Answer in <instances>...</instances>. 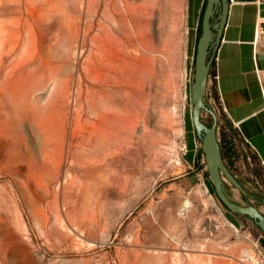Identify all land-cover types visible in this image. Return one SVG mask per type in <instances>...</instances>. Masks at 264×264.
I'll use <instances>...</instances> for the list:
<instances>
[{"label":"rangeland","instance_id":"374dc122","mask_svg":"<svg viewBox=\"0 0 264 264\" xmlns=\"http://www.w3.org/2000/svg\"><path fill=\"white\" fill-rule=\"evenodd\" d=\"M202 4L0 0V264H264L245 258L258 245L255 222L224 212L207 165L192 163ZM136 31L138 86L98 141L95 63L131 64ZM247 159L260 179L246 159L237 174L255 197L230 183L228 194L264 212V170Z\"/></svg>","mask_w":264,"mask_h":264},{"label":"crops","instance_id":"0c3cea01","mask_svg":"<svg viewBox=\"0 0 264 264\" xmlns=\"http://www.w3.org/2000/svg\"><path fill=\"white\" fill-rule=\"evenodd\" d=\"M228 20L222 41L216 50L220 73V96L226 109V118L248 145L241 154L245 161L248 148L257 153L264 170V95L262 76L264 69V0H230ZM192 163L200 142L194 129L189 130ZM205 163V157L202 160ZM191 183L198 181V174L185 175ZM253 222V221H252ZM258 230V243L264 250V232Z\"/></svg>","mask_w":264,"mask_h":264},{"label":"water","instance_id":"95a60500","mask_svg":"<svg viewBox=\"0 0 264 264\" xmlns=\"http://www.w3.org/2000/svg\"><path fill=\"white\" fill-rule=\"evenodd\" d=\"M230 0H208L203 17V32L198 42L195 76L192 85V119L198 135L202 139V149L205 155L210 181L219 199L228 209L238 215L250 217L264 232V212L255 205H243L232 200L228 194L227 184L235 186L244 196L249 192L225 163L220 145L218 131V115L207 105L206 97L209 76L213 63L212 52L219 48L224 29L227 24ZM204 112L213 117L209 126L203 121Z\"/></svg>","mask_w":264,"mask_h":264},{"label":"bare ground","instance_id":"6f19581e","mask_svg":"<svg viewBox=\"0 0 264 264\" xmlns=\"http://www.w3.org/2000/svg\"><path fill=\"white\" fill-rule=\"evenodd\" d=\"M132 47V63L118 55L119 60H100L95 63L91 84V114L93 120V135L102 140L104 122L109 118L113 106L118 110V118L125 111L126 101L138 86L139 61L141 48L138 45L141 37L136 31ZM121 51H124L122 48ZM127 61V62H126ZM23 106L26 107L24 104ZM86 111L85 107L82 110ZM101 142V141H100ZM103 143V142H101ZM105 143V142H104Z\"/></svg>","mask_w":264,"mask_h":264},{"label":"trees","instance_id":"16d2710c","mask_svg":"<svg viewBox=\"0 0 264 264\" xmlns=\"http://www.w3.org/2000/svg\"><path fill=\"white\" fill-rule=\"evenodd\" d=\"M207 2H208V0H203V4H202V7H201V10L199 13L198 23H197V27H196V46H195V54H194V65L195 66H196L198 42H199L200 37H201L202 32H203V17H204L206 8H207ZM207 105L209 106V103H207ZM216 105H217V107L211 106V105L209 107L214 109L218 115V119H219L218 120V129L220 128V130H218V131H219V139H220V145L222 148L223 158L225 160V163L228 165V167L232 171V173H234V175L239 179V181L242 183V185L246 188L245 183L237 174L238 169L236 168V166H237V162L241 158L242 152L244 151L245 147H247L248 145L242 139L241 134L232 125H230L229 121L226 118V113L223 110V107H222L221 102L219 100V97L217 95H216ZM205 113H207L209 116L208 125L211 126L213 124V117L210 113H208V112H205ZM203 121L205 122V119H203ZM191 123L193 125V129L195 130L196 137H197L198 141L200 142L198 152L195 156V167L197 169L201 170V169L206 167V163H202V160L205 157L203 149L201 147L202 139L198 135V132L195 128L194 123L193 122H191ZM222 123L224 124L223 126L221 125ZM249 154L252 155V158L258 164H260V158H259L257 153L253 152L250 148H248L246 158H245L246 159V165H247L248 169L250 170V172L257 179H260V175L257 172H253L252 167H251V163L248 162L247 157ZM206 175L209 178V172L208 171H206ZM207 185L209 187L210 192L217 197L223 211L226 213L235 214V213L231 212L228 209V207L219 199L217 192H216V190H215V188H214V186L210 180H209V183H207ZM246 190L249 192V190L247 188H246ZM253 197H255V196L251 192H249V195L245 196V198H247V199H250ZM258 201L260 204H263L264 198H259ZM235 215H238V214H235ZM238 216H242V215H238ZM243 217L251 219L248 216H243ZM230 221L233 224H235L236 226H238V224L236 222H234L233 220L230 219Z\"/></svg>","mask_w":264,"mask_h":264},{"label":"built area","instance_id":"2783aa9c","mask_svg":"<svg viewBox=\"0 0 264 264\" xmlns=\"http://www.w3.org/2000/svg\"><path fill=\"white\" fill-rule=\"evenodd\" d=\"M262 28L264 29V17L262 18L261 22ZM218 55L217 53L213 56V63L210 71L209 76V85H208V92L206 97V102L209 103V106H215L216 105V95L219 97V100L221 102V105L223 107V110L226 112V109L224 108L222 104V99L220 96V89H219V82H220V73L218 68ZM264 72V69L258 70V73L261 75V73ZM262 89H263V95H264V76H262ZM224 125L223 123L221 124ZM220 130V128L218 129ZM246 260L248 262H257V260H264V250L261 248L260 244L256 246V252L254 254L247 253L245 256Z\"/></svg>","mask_w":264,"mask_h":264},{"label":"flooded vegetation","instance_id":"af4514ba","mask_svg":"<svg viewBox=\"0 0 264 264\" xmlns=\"http://www.w3.org/2000/svg\"><path fill=\"white\" fill-rule=\"evenodd\" d=\"M216 52H215V50L212 52V56H214V54H215Z\"/></svg>","mask_w":264,"mask_h":264}]
</instances>
